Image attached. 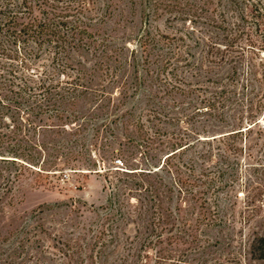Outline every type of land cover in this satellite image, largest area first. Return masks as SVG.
I'll return each instance as SVG.
<instances>
[{"label": "rangeland", "instance_id": "374dc122", "mask_svg": "<svg viewBox=\"0 0 264 264\" xmlns=\"http://www.w3.org/2000/svg\"><path fill=\"white\" fill-rule=\"evenodd\" d=\"M76 1L94 40L71 57L78 138L96 170L0 163V264H264V0ZM247 99L259 124L218 139ZM196 138L175 176L139 173Z\"/></svg>", "mask_w": 264, "mask_h": 264}, {"label": "trees", "instance_id": "16d2710c", "mask_svg": "<svg viewBox=\"0 0 264 264\" xmlns=\"http://www.w3.org/2000/svg\"><path fill=\"white\" fill-rule=\"evenodd\" d=\"M84 11L83 3L76 0H0V163L16 168L18 176L22 170L35 168L60 171L48 170L56 169L59 159L75 172L96 170L92 153H86L78 138L84 118L78 115L76 104L87 88L71 64L73 54L94 44ZM252 17L254 30L264 33V13ZM260 37L264 43V34ZM247 46L262 50L251 43ZM245 101L246 117L218 139L241 136L259 124L254 121L258 112H251L252 101ZM248 120L251 124L243 130L242 123ZM62 134V142L55 140ZM200 142L198 138L193 143L169 142L158 149L162 157L157 169L139 173L151 175L166 167L175 176L178 167L171 161ZM206 154L211 156L210 150ZM259 241L263 257L264 240Z\"/></svg>", "mask_w": 264, "mask_h": 264}]
</instances>
